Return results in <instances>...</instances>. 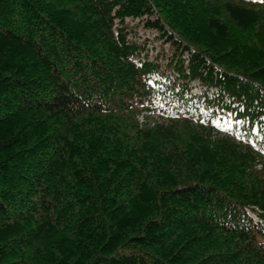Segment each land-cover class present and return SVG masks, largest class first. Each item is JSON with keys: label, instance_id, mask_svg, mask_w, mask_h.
Instances as JSON below:
<instances>
[{"label": "trees", "instance_id": "obj_1", "mask_svg": "<svg viewBox=\"0 0 264 264\" xmlns=\"http://www.w3.org/2000/svg\"><path fill=\"white\" fill-rule=\"evenodd\" d=\"M52 1L0 0V44L30 52L25 72L0 64V264H32L49 228L64 231L76 254L51 264H264V59L255 61L264 52V0H219L258 13L234 46L207 39L212 28L200 9L207 1L94 0L110 27L115 18L157 11L146 25L177 50L193 51L188 69L179 54L178 77L159 88L148 84L159 64L135 66L129 58L138 46L121 29L116 38L94 35ZM196 78L217 89L216 99L204 97L206 107L235 113L241 142L256 154L234 160L219 152L207 180L169 186L147 131L136 130L133 141L105 116L141 112L138 98L161 114L199 121L188 95ZM248 205L260 207V221Z\"/></svg>", "mask_w": 264, "mask_h": 264}, {"label": "rangeland", "instance_id": "obj_2", "mask_svg": "<svg viewBox=\"0 0 264 264\" xmlns=\"http://www.w3.org/2000/svg\"><path fill=\"white\" fill-rule=\"evenodd\" d=\"M54 2V4L53 1L49 2L51 8L56 7V9H60L59 11H66L70 14V21L76 27L92 30L94 35L110 37V34L113 33L116 38L121 29L126 39L138 46V50L130 57L139 59L146 55L144 59L159 64L158 69L150 73L149 79L153 77H155L154 79H161L162 72L177 76L178 70L174 65L181 51L177 50L167 36H163L161 29L144 25V20L138 22L142 16H127L123 21L120 18H115L112 27H110L107 16H102L100 12V14H95L97 8L94 9L93 7L98 5L94 0H54ZM201 2H206L205 6L209 7L207 8L202 4L203 6L200 8L204 10L202 17H205L201 22L212 28L210 33L203 28L207 31V39L209 38L208 40L212 42L219 40L220 46L223 44L234 46L236 42L233 38L238 35H247V31L250 29L248 21L253 22L258 16L256 10L248 9L247 6L241 7L236 2L228 3L219 0H202ZM200 9L198 8V10ZM240 9L243 13L240 12ZM114 11L115 9L113 14ZM241 14H244L245 20L240 17ZM98 15L101 18L95 19ZM153 15L159 16V13L155 11ZM252 31H254V27ZM252 36L254 35L252 34ZM28 56H30V52L25 47L7 42L0 44V64L4 71L25 72L29 70L30 67L21 65L24 57ZM186 56L187 53L184 52L185 60ZM263 59L264 52L257 56L255 61L260 63ZM172 60L174 62H171ZM19 66L20 68H18ZM179 81L182 82V78ZM206 86L200 79L196 78L189 81L191 91L188 89V92L195 100L200 97L201 92L209 94L210 91L205 89ZM139 101L138 98H135L134 105L141 109L142 106ZM211 103L207 102V104ZM216 105L217 110L215 111L213 105L206 107L205 103L202 102L198 110L202 119L199 121L192 120L189 123L176 114L170 116L150 110H144L142 113H131L129 116H122L123 118L117 117L119 119H113V116H105V118L109 121H119L121 130H127L129 134H133V141L138 139L136 130L147 131L146 137L148 139L146 141L157 148L153 159L157 165L160 179L169 186H182L200 179L207 180L205 168L211 166L216 160L214 157L221 156L220 153H225L234 160H237L238 157L246 159L252 153L256 154L246 143L239 140V137L242 136L239 122L240 124L242 122L235 118V113H232L231 110L223 112L221 108L218 109V104ZM262 120L264 121V116ZM235 123H238L236 130L234 129ZM125 124L131 127L126 128ZM253 132L258 133L257 125L254 126ZM162 140L164 141L162 142ZM260 159L263 160L264 158L260 156ZM262 162L257 164V168H261ZM39 237L36 249H34V253L38 257L32 264H51L52 260L60 254L75 253L74 243L62 230L49 228L44 230ZM30 253L33 256L32 249H30Z\"/></svg>", "mask_w": 264, "mask_h": 264}, {"label": "built area", "instance_id": "obj_3", "mask_svg": "<svg viewBox=\"0 0 264 264\" xmlns=\"http://www.w3.org/2000/svg\"><path fill=\"white\" fill-rule=\"evenodd\" d=\"M140 17H141V16H140ZM154 19H155V15L145 14V15H143V16L138 20V22L144 20V23H146L148 20H154ZM144 25H145V24H144ZM186 53H187V56H186V57L189 58L190 55H191V53H189V52H187V51H186ZM145 56H146V55H145ZM145 56H144V57H145ZM144 57H141V58H139V59H136L135 57H133V58H131V60H132L136 65H141V64H142L141 61L144 60ZM150 83H152V85H154L153 79L150 80ZM247 210H248V212H249L251 215H253V216L255 217L256 220H258V217H257V215H256L255 212H256V211L261 212V209H260L259 207L252 205V206H250Z\"/></svg>", "mask_w": 264, "mask_h": 264}]
</instances>
